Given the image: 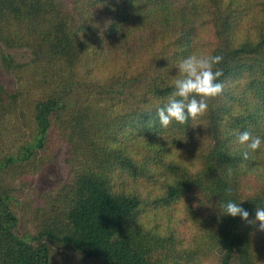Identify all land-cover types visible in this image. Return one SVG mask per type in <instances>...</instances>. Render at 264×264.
Listing matches in <instances>:
<instances>
[{"label": "trees", "instance_id": "trees-1", "mask_svg": "<svg viewBox=\"0 0 264 264\" xmlns=\"http://www.w3.org/2000/svg\"><path fill=\"white\" fill-rule=\"evenodd\" d=\"M0 42L27 55L1 56L0 264H264L259 222L220 207H264V150L229 134L264 141V0H0ZM192 54L223 56L224 91L163 129Z\"/></svg>", "mask_w": 264, "mask_h": 264}, {"label": "clouds", "instance_id": "clouds-1", "mask_svg": "<svg viewBox=\"0 0 264 264\" xmlns=\"http://www.w3.org/2000/svg\"><path fill=\"white\" fill-rule=\"evenodd\" d=\"M223 61L222 55L197 56L189 55L178 64V78L174 80L172 91L166 102L156 109L159 126L168 129L173 121L180 125L189 120L195 121L208 110V100L222 95L223 82H218L223 75L217 66ZM234 135V144L244 148L243 159H247L249 152L262 149L261 137L253 135L250 130L229 133ZM226 196L232 195V189L225 190ZM223 215L239 216L243 221L255 226L259 222L260 232H264V207H256L254 219L249 220V212L239 203L226 200L221 204Z\"/></svg>", "mask_w": 264, "mask_h": 264}, {"label": "rangeland", "instance_id": "rangeland-1", "mask_svg": "<svg viewBox=\"0 0 264 264\" xmlns=\"http://www.w3.org/2000/svg\"><path fill=\"white\" fill-rule=\"evenodd\" d=\"M8 55L14 62H25L27 55L24 50L7 48L0 42V81L6 83H12L14 81L13 76L8 73L1 63V56ZM64 176V167L60 161V155L55 156L46 170L45 173L38 174L36 176L35 191L38 193L45 189L55 188L60 184ZM29 194H31L29 192ZM180 216V215H179ZM181 217V216H180ZM180 219V218H179Z\"/></svg>", "mask_w": 264, "mask_h": 264}]
</instances>
